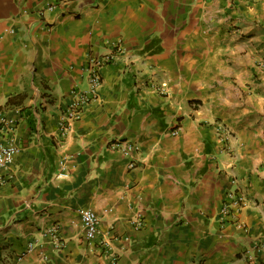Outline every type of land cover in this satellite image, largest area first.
Wrapping results in <instances>:
<instances>
[{"label":"crops","instance_id":"0c3cea01","mask_svg":"<svg viewBox=\"0 0 264 264\" xmlns=\"http://www.w3.org/2000/svg\"><path fill=\"white\" fill-rule=\"evenodd\" d=\"M47 1L0 0V114L14 121L0 144L18 147L0 184L10 263L113 264L85 239L92 209L116 264H264L246 255L264 235V0H75L40 17ZM118 41L126 54L62 137L89 53ZM114 139L139 146L137 168ZM230 192L248 204L222 220ZM53 225L59 248L43 236Z\"/></svg>","mask_w":264,"mask_h":264},{"label":"built area","instance_id":"2783aa9c","mask_svg":"<svg viewBox=\"0 0 264 264\" xmlns=\"http://www.w3.org/2000/svg\"><path fill=\"white\" fill-rule=\"evenodd\" d=\"M75 0H50L41 7L38 12L40 17L52 12L58 6H69ZM126 54V49L122 44V41L116 42L110 49L105 51H91L87 57L86 63L83 67V72L86 76L87 87L83 90H74L73 99L70 106L64 112V120L60 127V134L64 137L69 129L71 122L80 117L81 111L84 105L91 102L97 96L99 87L102 84V69L103 67L116 63L121 59V56ZM158 90L162 93L166 92L165 87H158ZM167 93V92H166ZM13 120H8L5 116L0 114V131L6 132L11 126H13ZM216 135L221 141L224 149L228 152L233 151V144L231 141L235 138L233 130L226 124L225 121H217L215 123ZM110 148L113 150H119L123 153L124 157L130 158L129 168L135 169L138 167L139 161L132 156V152L139 151V146L127 139H114L109 142ZM18 151L17 145L14 141L10 140L7 143L0 144V184H5L8 180L4 175L5 170L13 163L15 155ZM61 175V173H60ZM228 201L224 204L221 210L222 220L232 215L235 210L240 209L248 204V198L244 193L238 194L236 192L228 193ZM82 226L85 239L89 243L96 242L103 252L109 257L113 264H116L121 256V251L113 250L111 243L106 239H99V226L101 217L92 209H86L82 211ZM136 229H140L143 226L142 215L138 214L132 221ZM241 228L247 230L246 226L239 224ZM43 236L51 240V242L57 247L63 246V242L59 237V227L53 225L46 228L43 231ZM128 240V238H126ZM33 244H30V248ZM264 252V235L260 236L251 247L248 248L246 255L249 259H255L257 256ZM196 264H203L199 261Z\"/></svg>","mask_w":264,"mask_h":264},{"label":"trees","instance_id":"16d2710c","mask_svg":"<svg viewBox=\"0 0 264 264\" xmlns=\"http://www.w3.org/2000/svg\"><path fill=\"white\" fill-rule=\"evenodd\" d=\"M5 245L0 244V264H11L10 260L4 254Z\"/></svg>","mask_w":264,"mask_h":264},{"label":"rangeland","instance_id":"374dc122","mask_svg":"<svg viewBox=\"0 0 264 264\" xmlns=\"http://www.w3.org/2000/svg\"><path fill=\"white\" fill-rule=\"evenodd\" d=\"M217 121H221V120L217 119L216 122H217ZM232 130H233V129H232ZM233 132H234V131H233ZM234 135H235V133H234ZM236 139H237V138H236V135H235V138H233V140H236ZM233 140H232V141H233Z\"/></svg>","mask_w":264,"mask_h":264}]
</instances>
